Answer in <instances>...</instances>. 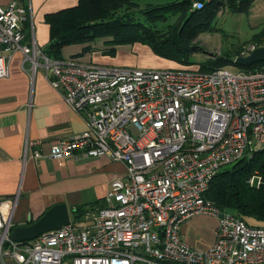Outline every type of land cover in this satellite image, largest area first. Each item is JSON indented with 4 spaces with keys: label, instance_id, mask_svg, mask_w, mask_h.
Segmentation results:
<instances>
[{
    "label": "built area",
    "instance_id": "built-area-1",
    "mask_svg": "<svg viewBox=\"0 0 264 264\" xmlns=\"http://www.w3.org/2000/svg\"><path fill=\"white\" fill-rule=\"evenodd\" d=\"M29 19L30 8L17 0L0 6V78L18 51L32 74L43 68L86 122L49 155L107 156L125 173L111 179L104 207L33 240L11 239L16 199H0V264H264V227L205 197L220 171L264 152V67L142 70L57 59L37 46ZM257 47L249 44L238 56ZM246 183L259 186L261 177L253 172ZM199 214L217 218L205 250L180 234L183 222Z\"/></svg>",
    "mask_w": 264,
    "mask_h": 264
},
{
    "label": "crops",
    "instance_id": "crops-1",
    "mask_svg": "<svg viewBox=\"0 0 264 264\" xmlns=\"http://www.w3.org/2000/svg\"><path fill=\"white\" fill-rule=\"evenodd\" d=\"M11 1L0 0V6ZM17 1L30 8L26 27L32 26L34 40L44 51L50 41L47 15L78 4V0ZM69 47L62 51L64 58L82 55L83 47ZM22 62V53L15 52L8 76L0 78V199H16L13 226L34 222L55 204H65L70 218L79 219L83 210L105 206L111 179L124 175L125 167L107 156L54 159L49 155L53 144L81 133L86 122L50 85L43 68L32 74L30 62ZM197 223L201 228L195 227ZM216 225L211 215H195L181 225L182 240L205 250L214 242Z\"/></svg>",
    "mask_w": 264,
    "mask_h": 264
},
{
    "label": "trees",
    "instance_id": "trees-1",
    "mask_svg": "<svg viewBox=\"0 0 264 264\" xmlns=\"http://www.w3.org/2000/svg\"><path fill=\"white\" fill-rule=\"evenodd\" d=\"M146 1L78 0L75 7L48 14L50 41L45 53L58 59L62 50L69 45L87 43L95 38L112 39L114 43L128 42L132 37L147 42L167 59L183 62L187 61L189 53L195 48L192 41L197 32L210 28L219 7L233 14L247 13L253 2L165 0L153 4ZM195 2L202 3L203 8L195 9ZM170 18L173 19L172 26L168 24ZM143 21L148 25L145 26ZM159 25L163 26L162 29H158ZM168 27L170 29L166 31ZM257 37L253 36L251 42L258 47L264 46L261 38L257 41ZM86 49L83 48L82 52ZM241 67L249 68V65ZM253 172L261 177L259 186L246 183V178ZM205 197L216 208L233 211L248 225L256 221L261 224L260 227H264V152L253 154L252 158L247 156L220 171L211 182Z\"/></svg>",
    "mask_w": 264,
    "mask_h": 264
},
{
    "label": "rangeland",
    "instance_id": "rangeland-1",
    "mask_svg": "<svg viewBox=\"0 0 264 264\" xmlns=\"http://www.w3.org/2000/svg\"><path fill=\"white\" fill-rule=\"evenodd\" d=\"M163 1L165 0H147L146 2L157 4ZM219 8L210 28L197 32L196 38L192 41L195 48L189 53L187 61L179 62L167 59L162 52L155 50L147 42L140 39L134 40L132 37L128 42L114 43L112 39L95 38L87 43L69 45L72 46L69 48L81 46L87 47V49L81 56L64 58L61 54L58 59H73L115 68L126 67L142 70L210 71L222 68L237 73L264 67V62L251 64L249 68H243L235 63L239 53L245 50L249 44L257 45L251 42L253 36H258L257 41L261 38V43L264 45V0H253L247 13L233 14L222 7ZM143 23L146 22L143 21ZM198 23L201 24V21ZM168 24L173 25L172 18L169 19ZM147 25L145 24V26ZM162 27L159 25L158 29H162ZM169 29L168 27L166 31ZM228 213L237 216L233 211ZM214 218L217 220L216 217ZM250 223L251 225H261L256 221ZM194 225L196 228H201L200 223ZM198 237L201 238V235H197Z\"/></svg>",
    "mask_w": 264,
    "mask_h": 264
},
{
    "label": "water",
    "instance_id": "water-1",
    "mask_svg": "<svg viewBox=\"0 0 264 264\" xmlns=\"http://www.w3.org/2000/svg\"><path fill=\"white\" fill-rule=\"evenodd\" d=\"M258 62H264V46L257 47L248 56H238L235 60V63L239 66H248ZM70 219L66 205L55 204L34 222L25 226H13L10 237L14 241L33 240L45 232L60 229L67 225Z\"/></svg>",
    "mask_w": 264,
    "mask_h": 264
}]
</instances>
